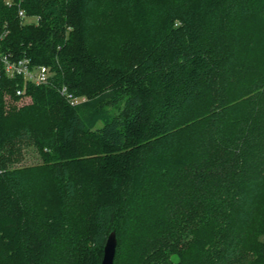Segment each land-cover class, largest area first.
<instances>
[{
  "label": "trees",
  "instance_id": "1",
  "mask_svg": "<svg viewBox=\"0 0 264 264\" xmlns=\"http://www.w3.org/2000/svg\"><path fill=\"white\" fill-rule=\"evenodd\" d=\"M0 46L53 74L0 75V264H264V0H0Z\"/></svg>",
  "mask_w": 264,
  "mask_h": 264
},
{
  "label": "built area",
  "instance_id": "2",
  "mask_svg": "<svg viewBox=\"0 0 264 264\" xmlns=\"http://www.w3.org/2000/svg\"><path fill=\"white\" fill-rule=\"evenodd\" d=\"M19 17L23 20L27 19L24 11H20ZM1 72L10 79L22 77L26 84L33 83L38 86L50 84L53 75L46 66L34 67L27 59L16 60L10 55L3 54L0 46V75ZM59 92L71 106H77L85 101V98L75 97L66 87L61 88ZM17 95L23 96L24 90L18 91Z\"/></svg>",
  "mask_w": 264,
  "mask_h": 264
},
{
  "label": "rangeland",
  "instance_id": "3",
  "mask_svg": "<svg viewBox=\"0 0 264 264\" xmlns=\"http://www.w3.org/2000/svg\"><path fill=\"white\" fill-rule=\"evenodd\" d=\"M28 23H35L36 20L34 18H28L26 19ZM31 99L29 97H25L23 99H21L19 101L18 104H20V106H23L25 104L30 103ZM116 111L110 107H103L101 108L98 113L95 115V119L94 121L89 125V127L94 131L97 128H100L103 126V124L109 120L110 118H112L115 115ZM41 163V159L40 156L38 154V152L36 151V149L34 148H30L27 151L26 154V161H25V165L31 166V165H36ZM124 257V256H123Z\"/></svg>",
  "mask_w": 264,
  "mask_h": 264
},
{
  "label": "water",
  "instance_id": "4",
  "mask_svg": "<svg viewBox=\"0 0 264 264\" xmlns=\"http://www.w3.org/2000/svg\"><path fill=\"white\" fill-rule=\"evenodd\" d=\"M116 249H117V238H116V234L112 233L107 240L102 264H114Z\"/></svg>",
  "mask_w": 264,
  "mask_h": 264
}]
</instances>
